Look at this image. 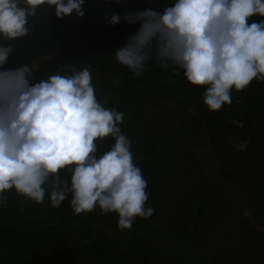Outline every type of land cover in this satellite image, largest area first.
Wrapping results in <instances>:
<instances>
[{
	"label": "clouds",
	"instance_id": "clouds-1",
	"mask_svg": "<svg viewBox=\"0 0 264 264\" xmlns=\"http://www.w3.org/2000/svg\"><path fill=\"white\" fill-rule=\"evenodd\" d=\"M84 3L0 0V37L27 36L29 17L41 5L63 19L83 17ZM253 16L264 18V0H175L162 12L126 10L105 18L111 25H138L116 48L117 63L136 77L153 57L164 68L174 65L191 85L206 88L203 103L217 112L232 104L233 90L244 91L254 79L264 82V19L249 22ZM12 51L13 45H0V204L12 189L39 204L50 188L54 207L70 193L75 214L99 207L118 215L121 230H131L137 217L150 218L155 209L145 207L148 183L118 126L124 114L97 99L90 67L33 83L28 65L4 67ZM109 136L114 145L98 155L96 141ZM232 143L241 151L248 147L239 137ZM61 171L71 173L70 182Z\"/></svg>",
	"mask_w": 264,
	"mask_h": 264
},
{
	"label": "trees",
	"instance_id": "trees-1",
	"mask_svg": "<svg viewBox=\"0 0 264 264\" xmlns=\"http://www.w3.org/2000/svg\"><path fill=\"white\" fill-rule=\"evenodd\" d=\"M174 2L123 0L117 3L111 0V3H105V0H85L83 17L72 13L63 19L56 17L54 8L41 5L35 16L29 17L30 31L27 36L11 41L0 37V45H13L4 67L28 65L32 68L36 62L32 71V82L35 83L55 74L71 75L89 66L97 99L106 108H115L124 114L123 122L118 126L129 139L136 137L139 130L135 126L139 104L151 100L150 94L160 91L169 94L175 103V108L169 113L170 121H177L185 132L204 133L216 146H222L232 136L253 142L246 119H264V82L254 79L244 91L233 90L232 104L212 112L203 103L202 93L206 88L191 85L183 70L174 65L164 68L153 57L146 61L143 74L136 77L127 67L116 62V48L136 31L138 25L126 24L123 20L111 25L105 17L126 10L154 8L162 12ZM261 19L264 18L253 16L249 22ZM233 120L242 122L243 127H237L231 122ZM169 142L168 136L161 140H149L137 164L143 173L154 156L166 154ZM96 143L100 155L110 150L115 140L109 136ZM171 144L174 145V142ZM223 173L227 176V171L223 170ZM5 195L10 201L29 200L18 195L15 189ZM70 201L71 196H67L58 207L33 201L41 209V214L9 220L0 218V264H132L123 247L128 242L139 246L150 245L151 240L140 233L123 236L121 229L105 220L108 214L102 213L99 207L93 212L75 214ZM206 205V200H200L193 212V240L197 222ZM145 207H148L147 202ZM239 222L247 235L262 237L247 217L241 215ZM139 258L140 261L135 264H153L146 256ZM174 264L215 263L198 258Z\"/></svg>",
	"mask_w": 264,
	"mask_h": 264
},
{
	"label": "rangeland",
	"instance_id": "rangeland-1",
	"mask_svg": "<svg viewBox=\"0 0 264 264\" xmlns=\"http://www.w3.org/2000/svg\"><path fill=\"white\" fill-rule=\"evenodd\" d=\"M149 98L152 101L139 104L135 125L139 130L130 139L134 163L141 161L149 140L168 136L170 142L166 154L154 156L143 173L148 183L147 204L155 209L154 214L147 219L137 217L131 230H121L125 237L140 233L151 240L148 246L128 242L123 250L129 262L135 264L139 256H146L153 264L198 258L215 264H264V119H246L254 140L241 151L232 143L237 136L216 146L208 135L187 133L177 121H170L175 103L169 94L158 91ZM60 175L70 182L71 173L61 171ZM50 192L47 188L43 202L54 207ZM202 199L207 205L193 240V212ZM41 212L31 200L0 204V218L6 220ZM241 215L262 237L243 232ZM105 220L118 227L117 214L109 213Z\"/></svg>",
	"mask_w": 264,
	"mask_h": 264
}]
</instances>
